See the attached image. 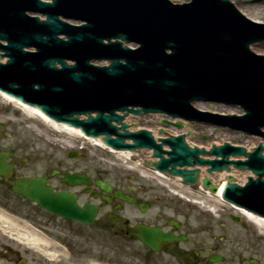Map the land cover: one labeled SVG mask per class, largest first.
Returning <instances> with one entry per match:
<instances>
[{
  "label": "water",
  "instance_id": "95a60500",
  "mask_svg": "<svg viewBox=\"0 0 264 264\" xmlns=\"http://www.w3.org/2000/svg\"><path fill=\"white\" fill-rule=\"evenodd\" d=\"M51 1L0 0V59H7L0 61V91L87 136H103L115 150H153V159L159 160L149 165L188 184L197 182L203 166H209V174L231 165L249 170L258 178L250 177L244 187L229 183L224 198L264 217L262 144L248 153L252 148L229 143L217 147L213 142L207 149L187 145L184 135L169 137L164 128L159 134L169 138L156 142L147 130L131 132L133 123L124 120L129 114H161L177 118L172 122L179 129L189 121L264 138V56L249 49L264 42V24L247 19L228 0L182 5L172 0ZM193 103L225 105L244 114L201 113ZM166 121L171 120L162 123ZM243 156L246 160H230ZM4 161L0 175L5 174ZM232 176L230 182L238 181ZM66 180L71 185L86 182L79 175ZM98 184L110 190L102 181ZM203 186L210 187L211 181L205 178ZM15 190L54 214L86 221L74 199L54 194L45 177L19 181ZM135 234L154 250L185 240L158 228L138 227Z\"/></svg>",
  "mask_w": 264,
  "mask_h": 264
},
{
  "label": "flooded vegetation",
  "instance_id": "af4514ba",
  "mask_svg": "<svg viewBox=\"0 0 264 264\" xmlns=\"http://www.w3.org/2000/svg\"><path fill=\"white\" fill-rule=\"evenodd\" d=\"M8 131L0 122V159L6 155L7 167L6 174L0 175V215L14 230L10 233L6 223L0 226V264H178V260L184 264H210L214 257L224 261L219 252L226 239L215 235L213 228L205 227L209 218L195 216L191 222L192 215L188 213L182 222L166 219L162 209L155 212V204L145 198L144 188L137 183L136 177L130 179L132 182L120 176L111 179L94 166L90 170L65 168V162L57 158L55 165L35 173L32 158L9 143L13 133ZM80 157L84 159L83 155ZM67 173L84 175L88 183L71 187L64 181ZM34 176H46L47 185L54 193L75 195L76 204L86 219L95 212L93 221L85 223L43 210L46 216L42 221V234L48 240V253L56 257H46L41 263L33 261L31 243L21 239L25 230L29 233L34 230V203L14 189L18 181ZM98 181L110 185L111 191L102 190ZM117 192L135 203L117 197ZM138 225L159 227L165 233L185 236L186 240L163 245L154 251L133 234ZM203 229L207 236L201 234ZM210 237L212 247L209 246ZM251 262L259 264L255 260Z\"/></svg>",
  "mask_w": 264,
  "mask_h": 264
},
{
  "label": "rangeland",
  "instance_id": "374dc122",
  "mask_svg": "<svg viewBox=\"0 0 264 264\" xmlns=\"http://www.w3.org/2000/svg\"><path fill=\"white\" fill-rule=\"evenodd\" d=\"M172 1L182 3L185 0ZM232 1L241 11L247 9L262 12L259 21L264 22V2H259L263 7L257 9L251 6V4H257L251 0ZM251 49L255 53L264 54V43L255 44L251 46ZM206 108L228 113V110L216 106H207ZM0 122L5 124L9 129L8 132L13 133L9 143L18 146L24 155L32 158V171L35 173L45 171L48 165H55L54 160L58 158L65 162V168L90 170L94 166L96 170L106 173L109 178L115 179L116 176H120L123 179L127 178L126 182H132L130 179L136 177L137 183L144 188L145 198L155 204L153 208L156 209L155 212L158 211L157 209H162L166 219L177 218L182 222L185 221L184 217L188 213L192 215L190 216L191 222L195 216L209 218V224L205 227L213 228L215 235L224 236L226 239L223 244L224 248L219 252L224 256V261L214 264H250V260L258 261L259 264L264 262L263 226H258L244 217L241 218L240 223H237L228 216L233 212L219 203L216 198L209 200L197 197L192 194L187 185L182 184L179 180H163L152 175L146 170V160L149 156L146 151L133 153L130 156V161L125 156L112 153L92 142H87L66 132L57 131L14 105L7 104L1 98ZM154 125L153 123L148 124L146 119H141L135 127L149 128ZM188 130L196 132L189 139L190 142L199 145L224 141L234 144L246 142L250 144L253 141L238 133L223 129H211L201 125L191 126ZM75 152L83 155L84 159L80 156L71 159V154ZM236 178L240 180L242 175L239 174ZM45 216L44 211L34 204V226L36 229L42 230V221ZM201 234L207 236L206 229H203ZM209 242V246L212 247L211 237ZM185 247L190 248L191 246ZM42 252L43 250L31 249L34 262L41 263L45 260L47 256ZM178 264H184V262L178 260Z\"/></svg>",
  "mask_w": 264,
  "mask_h": 264
},
{
  "label": "bare ground",
  "instance_id": "6f19581e",
  "mask_svg": "<svg viewBox=\"0 0 264 264\" xmlns=\"http://www.w3.org/2000/svg\"><path fill=\"white\" fill-rule=\"evenodd\" d=\"M251 6H253V7L257 8V9L263 7L262 4H251ZM27 12L32 14V12L29 11V10H27ZM242 12L247 17L253 19L254 21H259L260 20L259 18L262 15V12H259V11L255 12V11H250V10H247V9L246 10L242 9ZM0 98L4 102H6L8 104H13L16 108L24 111L26 114H29L32 117L38 118L40 121L44 122L45 124L47 123V125L51 126L55 130H60V131L66 132L68 134H72V135L76 136L77 138L82 137V138L88 139L87 137L84 136V134L82 133L81 129H77V128H75V127H73L71 125L65 124V123L57 124L56 122H53L52 120H50L38 108L22 104L20 101L16 100L15 98H13L12 96H10L8 94H4V93L0 92ZM196 106H197V108H199L200 110H203V111H204V109L205 110L207 109L206 108L207 105L204 106L203 104H197ZM164 118L170 119L171 121H166L167 124H163L162 122H163ZM124 120L128 121L129 123H134V122H137L139 119H137L135 117H129V118H125ZM146 121L148 122V124H150V123L155 124L153 127H149V128L145 127V128L153 130L156 136H157L158 130L163 129V128L166 131H168L169 133H171L172 135H176V134H179V133L187 132L188 128L191 127V124L184 123L183 124V128L179 129L176 126L177 123L172 122V121H177V118H172L171 119V118H168V117L157 116V115L146 116ZM201 126H206V127L211 128V129L217 128V127L207 126V125H201ZM131 129L135 130L136 128L133 125H131ZM162 136L163 137H167L168 134L164 133ZM191 137L192 136H187V139H188L189 143H190L189 138H191ZM248 139L253 140L252 143L248 144V142H246V143H241L240 145H245L247 148H252L253 146H257L258 141H255L256 139H253V138H248ZM88 140H90L91 142H96V144L98 146L106 148L104 146V144H103L102 139H100V138H98V139L89 138ZM214 143L217 144V145H221V143H218V142H214ZM190 144L194 146V143H190ZM197 145H199V144H197ZM212 145H213V143H209V145L202 144V145H199V146L206 147L207 149H211ZM120 153H123V154L126 153V154L130 155L131 152H120ZM148 154H150V152H148ZM210 158H214V156H211ZM244 158H245V156H243V159ZM202 169H203V177L210 179L212 181L213 185H216L217 183L219 184L220 182L225 181L229 174H232L235 177L238 176L239 174H241L242 175V179L238 180V182L245 181L247 176L252 175V173H250L249 171L248 172H246V171L240 172V171L234 170L233 167L231 169H223L220 172L214 171V173H212L211 175L207 174L206 168H202ZM159 176L162 177V178H165L162 174H159ZM242 184H243V182H242ZM222 189H223V186L220 187V190H219L218 194L211 195V196H215L217 198L221 197ZM243 213L247 216V218L249 220H251L252 222L258 224V226L260 225V226L264 227V219L263 218L257 217L255 215L249 213V212H243ZM2 217H3V215H0V226L3 227V224L6 223V224L9 225L10 233L12 231H14L11 228V224L9 222H5L2 219ZM21 239L23 240V242H27V244L31 243L32 248H35V249H38V250H43V252H44V254L46 256H48L50 258H55L56 257V254L48 253V247H47L49 245L48 244V240L42 235V233H40L36 229H34L31 233H29L27 230H25V232L23 233V237Z\"/></svg>",
  "mask_w": 264,
  "mask_h": 264
}]
</instances>
